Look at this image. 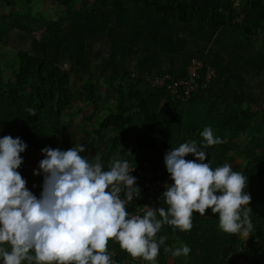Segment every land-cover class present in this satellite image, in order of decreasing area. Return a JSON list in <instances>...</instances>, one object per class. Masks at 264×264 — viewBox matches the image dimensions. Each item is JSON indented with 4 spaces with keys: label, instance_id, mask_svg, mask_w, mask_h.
Here are the masks:
<instances>
[{
    "label": "trees",
    "instance_id": "1",
    "mask_svg": "<svg viewBox=\"0 0 264 264\" xmlns=\"http://www.w3.org/2000/svg\"><path fill=\"white\" fill-rule=\"evenodd\" d=\"M130 1L173 21L195 19L210 29H229L245 41L251 40L258 32H264V0H241L238 7L231 6L227 11L195 6L186 0ZM92 2H95L94 6L98 5L96 0ZM25 7L19 13L0 12V41L8 33L19 31L29 34L26 28L30 24L34 28L44 26L39 39L41 42L46 36L56 33L67 18L57 17L46 28V21L40 19L38 22L31 13L27 14L28 6ZM13 55L16 61L11 77H3L0 69V138L5 135L20 137L27 144L26 151L21 153L24 162L18 171L28 178L26 187L39 197L43 176L28 173V168L38 158L39 161L44 158L39 156L40 151L48 146L55 133L60 132L61 137L58 145L52 148L68 150L73 147L65 131L72 122V112L79 108L72 111L76 106L73 102L76 99L80 104L94 102V83L89 77L79 81L82 75L77 68L63 67L44 54L14 49ZM199 74L198 87L205 83L203 67ZM123 76L125 79L113 87L117 111L106 113L96 123L95 134L98 137L91 146L101 142L102 147L90 156H82L90 162L100 157L104 168L120 159L134 165L147 161L163 171L164 156L171 148L193 141L200 146L203 141L200 133L205 127H211L214 135L223 142L202 148L207 154L205 163L209 162L213 169L230 164L233 171L248 177L245 191L251 195L249 207L252 209L253 228L248 238L221 231L218 214H213L211 209L206 210L205 216L193 212L190 231H180L167 224L162 226L156 239H167L160 246L156 260L148 261V264H224V257L235 243L242 240L246 243L252 264H264V127L255 124L256 121L264 124V114L259 118L248 108H241L238 102H225L219 96L198 97L197 89L184 101L173 100L163 86H149L141 79L126 83L128 74ZM28 109L34 111L29 112ZM88 135L91 137L89 131L81 130L80 140L89 144ZM240 136L245 139L239 141ZM185 159L195 157L189 154ZM164 190L153 208L167 207L161 198ZM185 244L191 249L187 257H173L164 250L165 247L175 250ZM108 247L116 250L118 256H130L114 240H109ZM168 257L172 258L171 263L167 262Z\"/></svg>",
    "mask_w": 264,
    "mask_h": 264
},
{
    "label": "clouds",
    "instance_id": "2",
    "mask_svg": "<svg viewBox=\"0 0 264 264\" xmlns=\"http://www.w3.org/2000/svg\"><path fill=\"white\" fill-rule=\"evenodd\" d=\"M200 135V146L195 141L181 143L165 154L164 165L172 181L164 185L161 197L167 207L145 205L143 215H129L126 210L140 194L127 160L116 159L105 171L100 157L90 162L81 155L87 150L83 144L68 150L46 146L41 149L44 158L33 171L43 176L37 197L18 171L27 144L20 137L3 136L0 264H114L107 251L109 240L133 259L155 261L167 239H156L164 224L190 231L193 212L205 216L208 209L218 214L221 231L248 238L253 228L251 195L245 191L248 177L233 171L228 163L215 169L205 163L207 154L202 148L223 141L211 127ZM189 154L195 159H185ZM164 250L173 257H187L191 251L186 244Z\"/></svg>",
    "mask_w": 264,
    "mask_h": 264
},
{
    "label": "crops",
    "instance_id": "3",
    "mask_svg": "<svg viewBox=\"0 0 264 264\" xmlns=\"http://www.w3.org/2000/svg\"><path fill=\"white\" fill-rule=\"evenodd\" d=\"M38 1L50 8V15L67 17L56 33L38 40L39 52L63 67L80 71L81 66L82 75L90 70L89 74L117 78H139L147 70L177 76L190 55H199L214 75L197 88L198 97L219 96L252 112L264 106V32L245 41L229 29H210L195 19L173 21L130 0H96L97 6L93 0ZM186 1L227 11L241 0ZM56 5H62L61 10H53Z\"/></svg>",
    "mask_w": 264,
    "mask_h": 264
},
{
    "label": "rangeland",
    "instance_id": "4",
    "mask_svg": "<svg viewBox=\"0 0 264 264\" xmlns=\"http://www.w3.org/2000/svg\"><path fill=\"white\" fill-rule=\"evenodd\" d=\"M28 6V9L26 10L27 14L31 13L32 16H34L38 22L41 19H44L46 21V23H50V24H46L45 23V27H50L51 24H53V21L56 20V16H52L50 15V8H47L46 6H43V3L41 4L38 0H8V2H4L2 0H0V12L1 13H11V12H15V13H19L23 10L26 9V7L24 6ZM51 5V4H49ZM44 8H43V7ZM70 7V6H68ZM60 8V9H59ZM62 5H56L54 6L53 10H61ZM40 9V10H39ZM43 10L45 12H43ZM50 12V13H49ZM64 15H65V11H64ZM65 17V16H63ZM35 26L28 24V27L26 28V31L28 30L29 34H25L23 32H16L15 34L12 33H8L6 34L2 40L0 41V69H1V73L3 75V77H11L12 74V70L15 66V57L13 55V50L14 49H23L26 51H29L30 53H34L33 51L35 50L36 53L34 54H40L39 49H38V40L41 39V32H43L44 30V26L42 25V27L40 28H34ZM59 29V28H58ZM38 52V53H37ZM192 55L189 56V58ZM188 58V60H189ZM66 67V66H65ZM67 68V67H66ZM77 68V67H76ZM83 67L80 66V71H78L81 75H82V71ZM89 72H91L90 70H88ZM162 72V73H167L165 71H154V70H147L145 72H142L140 74L139 78H134L133 76L131 77L128 74L129 80L126 81V83H128L130 80L132 79H141L143 84H147L149 86H151L144 78L143 75L147 72ZM97 74V73H96ZM124 75V74H123ZM118 76L117 77H113V76H109L110 78H112L111 80L106 79L109 77H105L102 75H95L94 73L88 74V76L85 73L84 77H80V79H78L79 81H82L83 79H87L88 77L90 78V80L94 83V92L96 95V99L94 102H86L85 104H80L78 103L77 99L74 100V104L76 106L73 107V110L78 108V111H74L72 112V118H71V123L69 124V126L67 127V129L65 130L66 133L68 134L67 137H69L70 143L72 144V146L76 145V144H83L86 147V152L81 153L82 155H88L90 156L91 154H94L97 152L98 148L102 147V143L101 142H95L96 144H94V147L91 146L94 142V140H97V135L95 134V127H96V123L99 120L100 117H102L103 115H105L106 113H113L115 111H117V99H116V92L114 91V85L117 82H122L125 77L124 76ZM79 81L76 80V83H79ZM262 87V86H261ZM253 93H255L256 91L259 92V90H253ZM262 93V90H260ZM67 112L69 113V110H67ZM259 117H263L264 114V106H261L260 108L257 107V109L254 111ZM262 112V114H261ZM257 126H261L262 128L264 127V124L261 122H257L255 123ZM81 130H87L91 133V137L88 135V138L90 137V141L89 144H87L86 142H82L80 139V133ZM109 132H107L108 134ZM60 132L55 133L53 135V137L49 140L48 142V146L50 147H56L58 145V143L60 142ZM245 139L244 136H240L239 137V141H243ZM100 140V139H99ZM46 147V146H45ZM41 156V151H40V155ZM39 158L35 161L36 163H33L30 167H29V172L33 174V171L38 169V162ZM170 260V258L168 259Z\"/></svg>",
    "mask_w": 264,
    "mask_h": 264
},
{
    "label": "built area",
    "instance_id": "5",
    "mask_svg": "<svg viewBox=\"0 0 264 264\" xmlns=\"http://www.w3.org/2000/svg\"><path fill=\"white\" fill-rule=\"evenodd\" d=\"M204 68V80L214 75V69L206 64L199 55H192L181 74L173 76L167 73L147 72L143 78L151 86H163L169 93L171 99L178 101L186 100L192 92L198 88L199 69ZM110 166V165H109ZM109 166L105 167L107 171ZM131 175L136 177V184L140 188V194L135 196L133 201L127 205L129 215H142L144 206L153 207L155 200L161 195L164 185L171 184L166 168L159 169L152 167L147 161L139 165L129 162ZM123 197V191L120 193ZM108 253L112 256L114 264H148L142 258L133 259L131 256H118L116 250L107 246ZM224 264H252L250 255L246 248L245 241L235 243L233 249L224 257Z\"/></svg>",
    "mask_w": 264,
    "mask_h": 264
},
{
    "label": "bare ground",
    "instance_id": "6",
    "mask_svg": "<svg viewBox=\"0 0 264 264\" xmlns=\"http://www.w3.org/2000/svg\"><path fill=\"white\" fill-rule=\"evenodd\" d=\"M158 201V200H157Z\"/></svg>",
    "mask_w": 264,
    "mask_h": 264
}]
</instances>
